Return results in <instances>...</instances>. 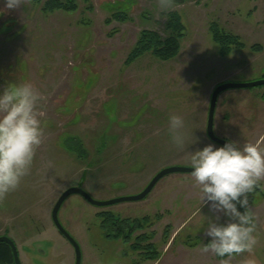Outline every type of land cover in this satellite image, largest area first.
<instances>
[{"label":"rangeland","instance_id":"obj_1","mask_svg":"<svg viewBox=\"0 0 264 264\" xmlns=\"http://www.w3.org/2000/svg\"><path fill=\"white\" fill-rule=\"evenodd\" d=\"M90 2L92 9L84 12L87 4L77 0L76 12L43 13L32 0L16 9H5L0 0V91L31 83L44 97L43 142L19 187L0 199V235L15 242L21 264H74L72 246L51 219L61 193L80 186L94 199L108 200L139 193L164 167H190L192 151L209 143L221 146L206 135L214 87L256 81L264 74V0H170L166 9L159 0ZM131 5L127 22L105 23L110 8L126 11ZM174 11L184 26L179 54L169 61L145 54L125 65L139 32L153 30L164 37ZM212 23L237 35L244 47L220 55ZM172 115L185 122L183 148L168 135ZM214 133L241 147L256 142L264 147V85L222 91ZM263 197L261 181L249 194V205ZM104 211L148 217L143 231L152 234L157 257L144 259L146 250L107 238L99 215ZM205 216L212 213L201 204L190 173L165 175L139 201L98 207L71 194L58 211L80 247V264H220L214 254L200 250L201 241H208L202 232ZM255 223L254 255L264 264V229L257 218ZM246 259L247 254L240 255L228 264Z\"/></svg>","mask_w":264,"mask_h":264},{"label":"clouds","instance_id":"obj_2","mask_svg":"<svg viewBox=\"0 0 264 264\" xmlns=\"http://www.w3.org/2000/svg\"><path fill=\"white\" fill-rule=\"evenodd\" d=\"M5 9H16L24 0H2ZM166 9L170 0H159ZM44 97L31 83L9 85L0 91V199L16 190L28 175L37 148L43 142ZM171 143L183 148L185 122L179 115L168 119ZM190 175L211 217L206 218L201 251L220 258V264L247 254L244 264H257L254 235L256 223L249 208V194L264 181V147L261 142L228 141L217 147L209 143L192 151Z\"/></svg>","mask_w":264,"mask_h":264},{"label":"trees","instance_id":"obj_3","mask_svg":"<svg viewBox=\"0 0 264 264\" xmlns=\"http://www.w3.org/2000/svg\"><path fill=\"white\" fill-rule=\"evenodd\" d=\"M87 4L85 9H92L90 0H82ZM33 3L40 6V10L43 13H53L55 11H65V12H76L78 10L77 0H32ZM108 7L109 3H108ZM132 5L129 10L113 9L109 18L105 20V23H110L115 20L120 23L127 22L130 17ZM168 34L162 37L157 31L142 29L129 50L124 64L130 65L135 60L145 54H151L153 57L160 61H169L175 58L180 51V41L184 36V26L181 22L180 15L178 12H170L168 14L167 24H166ZM210 31L212 34L213 41L219 46V54L222 56L228 55L232 48H243L244 43L239 40L237 35L229 32H225L221 29L217 23H212L210 26ZM252 50H260L257 45L251 46ZM264 78V74L262 75ZM75 139H72L74 145ZM70 145L72 149L75 146ZM79 158H82L79 156ZM82 183V182H81ZM101 216V227L105 230V236L109 239H122L123 242H131L132 250L136 251L139 249L146 250L144 252V259H153L157 257L155 246L150 243L149 240L152 238V234L144 232L143 230L150 225V220L148 217H143L141 219H131L122 218L115 215L111 211H104L99 214ZM140 231L139 235H134L135 232ZM7 235V234H4ZM146 245H141L143 243ZM149 242V243H148ZM208 241H206L207 243ZM217 259H220L216 257ZM0 264H14L12 251L7 243L0 242Z\"/></svg>","mask_w":264,"mask_h":264},{"label":"water","instance_id":"obj_4","mask_svg":"<svg viewBox=\"0 0 264 264\" xmlns=\"http://www.w3.org/2000/svg\"><path fill=\"white\" fill-rule=\"evenodd\" d=\"M264 85V78H261L256 81L252 82H245V83H220L214 87L212 90L209 106H208V112H207V119H206V135L209 138V140L223 146L227 140L220 138L215 135L214 133V115H215V109H216V103L217 98L219 94L229 88H251L256 86H262ZM170 173H190V167H184V166H167L162 169H160L147 183V185L137 194L132 195H124L119 196L116 198L108 199V200H97L94 199L92 196H90L82 187L80 186H72L64 190L61 195L56 200L54 206L51 210V219L57 230L67 239V241L73 246L74 248V254H75V262L74 264H80L81 261V250L78 245V243L75 241V239L66 231V229L62 226V224L59 221L58 218V211L63 203V201L71 194H79L82 196L88 203L98 206V207H106L113 205L115 203L120 202H132V201H139L144 199L149 192L152 190V188L155 186V184L165 175ZM0 242L7 243L12 251L13 261L14 264H21L18 249L16 247L15 242L7 235H0Z\"/></svg>","mask_w":264,"mask_h":264},{"label":"crops","instance_id":"obj_5","mask_svg":"<svg viewBox=\"0 0 264 264\" xmlns=\"http://www.w3.org/2000/svg\"><path fill=\"white\" fill-rule=\"evenodd\" d=\"M249 208L252 210V212L255 215V218L258 219V223L259 226L262 225V228L264 229V197L262 200H260L259 202H257V204L249 205ZM257 260V264H261L258 259Z\"/></svg>","mask_w":264,"mask_h":264},{"label":"flooded vegetation","instance_id":"obj_6","mask_svg":"<svg viewBox=\"0 0 264 264\" xmlns=\"http://www.w3.org/2000/svg\"><path fill=\"white\" fill-rule=\"evenodd\" d=\"M147 185V184H146ZM61 234V233H60ZM4 235V234H3ZM62 235V234H61ZM63 236V235H62ZM64 237V236H63ZM65 238V237H64ZM66 239V238H65ZM67 240V239H66ZM71 245V244H70ZM72 246V245H71ZM72 248H73V246H72ZM73 250H74V248H73ZM19 253V252H18ZM74 262H75V254H74Z\"/></svg>","mask_w":264,"mask_h":264}]
</instances>
